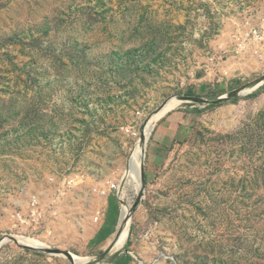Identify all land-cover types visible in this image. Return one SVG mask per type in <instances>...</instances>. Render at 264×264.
I'll return each mask as SVG.
<instances>
[{
    "label": "rangeland",
    "instance_id": "rangeland-1",
    "mask_svg": "<svg viewBox=\"0 0 264 264\" xmlns=\"http://www.w3.org/2000/svg\"><path fill=\"white\" fill-rule=\"evenodd\" d=\"M262 12L264 0H0V264H72L66 252L107 264L115 253L102 262L107 251H85L80 236L101 205L90 192L108 181L123 194L101 237L118 234L131 207L114 243L129 226L120 255L131 264H264V88L250 96L264 60L239 55L232 39ZM199 72L208 89L198 98L238 101L198 113L156 169L153 131L136 194L124 177L145 126L173 97L177 109H204L182 99ZM77 174L80 206L58 203L37 232L18 226L32 195L51 194V177ZM14 234L52 251L4 244Z\"/></svg>",
    "mask_w": 264,
    "mask_h": 264
},
{
    "label": "built area",
    "instance_id": "built-area-1",
    "mask_svg": "<svg viewBox=\"0 0 264 264\" xmlns=\"http://www.w3.org/2000/svg\"><path fill=\"white\" fill-rule=\"evenodd\" d=\"M232 39L234 41V50L239 55L264 60V12L259 16L248 17L233 32ZM126 133L132 135L133 129L128 128ZM49 180L51 185L54 186L51 194H49L51 198H49V195L43 194L32 195L29 201L27 215L18 213L15 217L19 227H27L33 232H37L43 228L47 213L51 217H55L54 211L58 208V203L65 202L64 207L68 206L69 208L78 203L81 205V192L86 187V179L84 176L81 174L62 175L51 177ZM120 190L121 187L116 182L108 181L104 187L99 186L92 189L90 194L101 202H105L111 195H115L121 201L118 197ZM93 209L92 222L94 225L100 226L104 223L106 214L105 207L98 205Z\"/></svg>",
    "mask_w": 264,
    "mask_h": 264
},
{
    "label": "crops",
    "instance_id": "crops-1",
    "mask_svg": "<svg viewBox=\"0 0 264 264\" xmlns=\"http://www.w3.org/2000/svg\"><path fill=\"white\" fill-rule=\"evenodd\" d=\"M203 79L204 76L199 72L198 75L195 76V84L193 83V85H195V88L193 87L188 90L190 91L191 95L186 96L187 98H198V96H196L197 93H195L198 88L201 92L207 91L208 86L204 84V82L202 81ZM197 111V108H194L192 106L186 107V109L176 108L175 110L165 115V117H163L157 123L151 141L147 146V157H149L150 155L151 157H153L154 162H156L150 164L149 167L151 169L160 168L163 165L168 164L171 161L172 157L175 155L180 145H183L189 139L193 127L198 120ZM113 198L116 199V202L119 203L118 198L115 195H111L107 200H105V202H101V205H103L106 210L104 223L102 225L96 226L93 224L92 220H88V223H86L84 227V233L80 236V238L85 237V241L88 239L85 251H90L91 247L96 244V247L92 251V253H104L115 243V240L119 235L121 217L116 224L118 234L116 232H113L108 234L105 238L101 237L102 233L106 229V219L109 210L112 208ZM78 206H80L79 203ZM124 260H128L129 264H131L133 256L129 252H126L125 254H121L113 263L110 264H120Z\"/></svg>",
    "mask_w": 264,
    "mask_h": 264
},
{
    "label": "bare ground",
    "instance_id": "bare-ground-1",
    "mask_svg": "<svg viewBox=\"0 0 264 264\" xmlns=\"http://www.w3.org/2000/svg\"><path fill=\"white\" fill-rule=\"evenodd\" d=\"M253 58V57H252ZM258 60V59H257ZM182 104V101L178 99L177 97H173L172 99L168 100L162 107V109L154 115L152 119L149 120L148 124L145 126L144 131L142 132L143 141L139 139V142L136 145V148L132 152V155L130 157V163H129V169L125 173V180H126V186L131 188L136 194H140L142 192V178H143V168H144V160H145V151L147 143L157 125V123L165 117L169 112L175 110ZM122 189V188H121ZM122 191L120 193V196L122 195ZM122 200V198H121ZM131 207H124L122 210V227L128 217V214L130 212ZM129 225V224H128ZM130 233V227L127 226L123 233L121 234V239L117 243V245H114L113 252L116 254L117 252H121L129 238ZM11 239L14 240V242L24 248H30L34 250H46L50 249V245L42 240L32 239L28 238L21 234H14L11 236L9 240H6L4 244L11 243ZM114 254V255H115ZM72 264H88L91 262L90 258H82L80 256L71 254L70 257ZM112 262V258L107 261V264H110Z\"/></svg>",
    "mask_w": 264,
    "mask_h": 264
},
{
    "label": "water",
    "instance_id": "water-1",
    "mask_svg": "<svg viewBox=\"0 0 264 264\" xmlns=\"http://www.w3.org/2000/svg\"><path fill=\"white\" fill-rule=\"evenodd\" d=\"M264 81V77L263 78H258L257 80H255L254 81V84H253V86H252V89H256L257 87H259L261 84H262V82ZM243 91V89H234L233 91H231L230 93H231V96L233 97V95H242L243 93H245V92H242ZM183 99V102L185 103V104H191V103H195V104H197V103H199V104H201V103H206L207 105L208 104H210V102L208 101V100H205V99H202V98H187V97H184V98H182ZM227 99H230L229 97H224V98H222V99H217V100H219V101H221V100H227ZM142 180L144 181V175H143V178H142ZM121 226H122V220H121ZM121 226H120V230H119V234H120V232L122 231V229L123 228H121ZM119 236V235H118ZM11 242H14V240H12L11 239ZM15 243V242H14ZM16 244V243H15ZM27 249H30V248H27ZM109 249H111V251H109ZM108 250H107V252L106 253H104L103 254V259H102V262H104V261H106L107 260V256L109 255V254H111V252L114 250V244L111 246V248H109ZM31 250V249H30ZM32 250H34V249H32ZM47 251H52V250H48V249H46ZM46 250H42V251H46ZM36 251H38V250H36ZM109 251V252H108ZM54 253H56V252H54ZM66 255H67V257H68V259H70V257H71V254L70 253H67L66 252ZM120 256V252H117L114 256H113V258H112V262L111 263H113L118 257ZM96 262H98V261H94V262H91V263H88V264H93V263H96ZM100 262V261H99Z\"/></svg>",
    "mask_w": 264,
    "mask_h": 264
},
{
    "label": "trees",
    "instance_id": "trees-1",
    "mask_svg": "<svg viewBox=\"0 0 264 264\" xmlns=\"http://www.w3.org/2000/svg\"><path fill=\"white\" fill-rule=\"evenodd\" d=\"M264 88V84H262L259 88H257L256 90H254L253 93L250 94V96H255L257 95L262 89ZM238 101V98H230V99H227V100H215L213 101L212 103L206 105V107L202 110L200 109H197V113H203V112H206V111H211L217 107H220L221 105H223L224 103H236ZM191 106V105H190ZM189 106V107H190Z\"/></svg>",
    "mask_w": 264,
    "mask_h": 264
}]
</instances>
